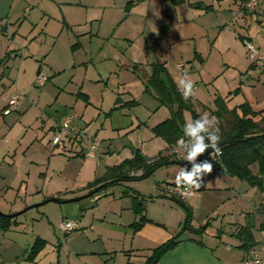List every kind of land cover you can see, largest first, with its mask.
<instances>
[{"label": "rangeland", "instance_id": "374dc122", "mask_svg": "<svg viewBox=\"0 0 264 264\" xmlns=\"http://www.w3.org/2000/svg\"><path fill=\"white\" fill-rule=\"evenodd\" d=\"M58 1L60 0H47L45 5L43 3L44 7H39L50 13V19L46 16L44 18L42 12L32 6L29 7L32 18L25 19L28 12L24 16L22 0H15L12 8L9 4L0 7V58L6 56V52L10 53V58L2 68L5 76L0 82V212L7 214L11 209H18L13 213L22 211L16 218L25 223H33V219L47 216L54 228L52 224L47 227V221H42L36 227L40 228L45 224L51 239H59L61 242L70 239L69 245L74 248L86 240V233L79 228V212L70 214V205L86 202L91 196L82 199L80 195L76 197L79 200L71 203L69 201L74 198H66L61 193L59 202L49 200L57 199L58 194L54 193L57 190H73L80 183H85L88 175L91 176L93 167L90 165L81 170L80 158L69 157L68 162L67 154L55 151L57 147L51 145L53 133L51 136L49 127L42 123L40 115L46 113L56 93L53 89L51 91V78L41 87L36 76L39 68L43 69V73H49L50 69L42 57L37 56L40 55L38 53L41 49H38L41 41L35 40V37L41 36L42 31L58 35L65 22L62 16L64 12L76 20L82 19L84 15L83 6L62 7ZM116 1V7L121 6L120 17L119 13L112 11V16L115 19L118 17L113 24V27H117V34L124 33L120 31L121 26L126 24L131 15L133 16L128 21L135 20L140 26L139 31L137 29V32H130L133 38H129V43H134L129 54L135 53L136 63L151 66L155 61L162 62L168 73L171 71L177 79L182 76L180 72L184 74L185 70L192 67L186 74L194 81L195 90L191 99L197 114L212 115L211 109L215 107L214 100L217 96L225 100L228 108L247 104L254 111L264 109V59L253 63L247 56L244 45V41L248 40L264 51V0L256 7L257 11L244 9L239 0ZM205 6H211V10H206ZM166 25L167 28L161 30ZM103 28L104 32L112 33L110 25ZM133 28L135 30V24ZM68 37L71 41V35ZM44 39L51 45L53 40L50 35H46ZM72 41L76 44L71 49H79L81 44L84 55L89 47L94 49L101 46L99 39L93 38L88 42L87 36L81 42L78 38ZM102 41L105 42L106 39L103 38ZM32 42L34 43L28 46ZM61 42L63 40L59 41V46ZM58 49L60 50L59 47ZM177 63L185 66L183 71L176 69ZM69 74L68 71L62 72L58 80L67 81ZM42 76L47 78L46 75ZM79 77L78 75L76 79H80ZM13 94H19V99L9 106V98ZM155 100L157 101L150 109L158 107L159 110L156 113L151 110L153 117L149 123L171 115L169 106L156 98ZM144 105L145 102L140 107L141 116L146 117ZM184 118L185 122L188 118L192 119L191 113L184 111ZM219 124L220 120L218 127ZM66 141L67 139L63 140ZM214 159H217L216 155ZM203 160L211 163L214 161L210 154L199 161ZM181 167L190 168L191 165L173 158L151 175L109 186L104 193L110 196L121 191L125 195L135 189V193L145 200L146 217L164 223L168 229L178 232L184 225L186 210L171 200L166 192L179 188L175 177ZM42 173L46 175L43 176ZM97 174L98 172L95 175ZM102 192L103 190L95 192V195ZM184 203L191 209L194 207L191 223L199 232L195 235L184 231L182 237H190V234L197 236L216 257L225 258L231 264H237L243 254L237 248L239 242L231 234L234 224L250 225L255 239L264 238V190L214 166L212 173L203 178L201 189L196 190ZM61 220L76 221V229L64 236L56 228ZM6 234L9 236V233ZM7 236L4 231L0 232V241ZM26 236L29 237L28 234ZM150 254L151 250L145 248L138 253L140 258H146ZM21 256L22 254L18 258L21 259Z\"/></svg>", "mask_w": 264, "mask_h": 264}, {"label": "crops", "instance_id": "0c3cea01", "mask_svg": "<svg viewBox=\"0 0 264 264\" xmlns=\"http://www.w3.org/2000/svg\"><path fill=\"white\" fill-rule=\"evenodd\" d=\"M14 1L0 0V7L9 4L12 8L15 5ZM46 1L22 0L24 16L28 12L25 19L32 18L30 6L41 11L44 18L46 16L50 19V13L45 9H39L44 7ZM58 4L62 7L81 5L84 7V15L82 19L76 20L71 19L64 12L62 16L65 22L63 21L64 25L58 35L42 31L41 36L35 37V40L41 41L39 42L41 47L38 49H41L38 53L40 55L37 56H41L50 69L49 73H43V69L39 68L36 76L42 74L47 77L41 87L51 78V91L53 89L56 93L46 113L40 115V120L44 125L47 124L52 136L55 124L61 123L68 115L74 117L76 135L63 137L55 151L67 154L68 162L69 157L80 158L81 170L90 165L93 169L91 176L87 174L85 183H80L73 190H57L54 193L58 194L59 201L61 193H64L66 198L74 199L80 195L82 199L91 196L86 202L80 201L70 205L69 211L70 214L79 212L81 217L79 228L86 233V240L73 248L69 245L70 239L63 242L59 239H51L47 227L48 224L53 226V223L47 216L35 218L33 223H25L14 217L15 223L4 231L5 236L6 233H9V236L0 241V264H143L145 258H140L139 250L143 248L151 250L173 236L175 229H168L164 223L150 218L153 223H147L135 232L131 224L137 217L132 210L129 193L124 195L120 193L121 191H116L109 196L103 191L89 195L90 189L87 186L103 175L107 167L132 158L136 150L149 158L166 150L167 143L162 138L156 137L151 128L171 115L149 123L153 117L152 113L150 114L151 110L156 113L159 108L150 109L157 100L153 94L145 90L144 82L151 73V66L136 63L135 53L129 54V50L134 45L133 41L129 43L133 38L130 32H137L136 30L139 31L140 28L135 20L128 21L133 15L121 26L120 31L124 33L119 35L115 31L117 27H113L118 17L115 19L112 16L114 14L112 11H116L119 17L121 16V6L116 7L118 5L116 0H60ZM109 25L112 33L104 32L103 27L108 28ZM48 34L53 40L51 45L44 39L46 35L49 36ZM68 35H71L72 40L78 38L79 41L87 36L88 42L97 38L101 41V46L94 49L89 47L84 55L81 44L79 49L77 47L71 49L76 43H72ZM103 38L106 39L105 42L102 41ZM60 40H63L61 46L58 45ZM190 69L185 70L184 74ZM66 71L70 73V78L67 81H59L60 74ZM169 73L177 82V76L172 75L171 71ZM180 74L184 75L181 72ZM78 75L80 79H76ZM128 102L132 103L124 105ZM144 102L146 117L141 116L140 107ZM64 139L67 141L63 142ZM94 140H97L99 145L94 154H89V146ZM96 172L98 174L100 172V175H95ZM172 191L166 193L170 195ZM192 209L194 210V207ZM15 211L18 209H11L7 214ZM178 216L180 217V213ZM42 221H47V227L43 224L37 228L36 226ZM56 228L60 230L58 224ZM60 231L64 236L67 235ZM27 234L29 237L26 236ZM188 236L190 237L183 238L174 249L164 254L156 264H231L225 258L216 257L205 244H200L198 241L201 240L197 236L191 234ZM36 238L44 240L45 245L34 260L30 261L27 259L28 250ZM261 238L256 239L257 242ZM23 246L26 247L21 250ZM21 254L20 259L18 256Z\"/></svg>", "mask_w": 264, "mask_h": 264}, {"label": "trees", "instance_id": "16d2710c", "mask_svg": "<svg viewBox=\"0 0 264 264\" xmlns=\"http://www.w3.org/2000/svg\"><path fill=\"white\" fill-rule=\"evenodd\" d=\"M239 1L244 8V3L247 0ZM205 9L211 10V6H205ZM166 28L167 25L162 27L161 30ZM8 57L9 53L0 58V82L5 76V71L2 68ZM144 84L147 92L153 94L162 104L171 108V116L151 128L153 134L162 138L168 147L152 158L146 157L136 150L132 158L118 165L107 167L103 175L88 184L87 187L92 194L95 193V190L96 192L104 191L107 187L124 181L145 178L158 167L168 164L173 158L180 161L171 153V149L177 145L178 140L184 138V111L190 112L193 120L199 116L194 110L193 101L191 98L187 101L183 99L178 86L162 62L155 61L151 64V73ZM131 103L128 102L124 105H130ZM214 104L215 107L211 109V113L220 120L218 129L221 148V154L212 162L214 168L264 190V109L254 111L247 104L228 108L221 96L215 98ZM129 194L132 210L137 217L131 227L137 232L145 224L153 222L146 217L144 198L139 197L140 195L135 193L134 190H130ZM169 198L186 210L184 225L180 231L168 240L152 248L151 254L145 258L143 264H156L164 254L174 249L183 240L182 233L184 231L195 235L199 232V229L192 227V209L184 203L185 200L180 199L174 193L170 194ZM14 223V218L0 215L1 231L9 229ZM234 226V231L231 234L239 242L237 248L243 251L242 258L249 255L258 242L250 225L234 224ZM198 242L203 244L201 241ZM44 245V240L36 238L28 250L27 259L33 261Z\"/></svg>", "mask_w": 264, "mask_h": 264}, {"label": "clouds", "instance_id": "9594fccd", "mask_svg": "<svg viewBox=\"0 0 264 264\" xmlns=\"http://www.w3.org/2000/svg\"><path fill=\"white\" fill-rule=\"evenodd\" d=\"M177 85L184 100L194 95V81L187 74L177 79ZM184 138L177 141L178 148L183 150L184 160L191 167H181L175 177L178 187L186 190H199L203 186V178L212 173L213 163L209 160L198 162V158L211 150V158L221 154L218 120L210 113H203L196 119L188 118L183 127Z\"/></svg>", "mask_w": 264, "mask_h": 264}, {"label": "built area", "instance_id": "2783aa9c", "mask_svg": "<svg viewBox=\"0 0 264 264\" xmlns=\"http://www.w3.org/2000/svg\"><path fill=\"white\" fill-rule=\"evenodd\" d=\"M261 1L262 0H247L244 3V8L248 11H252L256 9V7L259 5ZM244 45L247 49V56L253 63L264 59V51L253 46L248 40L244 41ZM175 67L178 71L184 70L183 64L177 63ZM37 81L39 86H41L43 85L45 78L42 75H39L37 77ZM18 99H19V94L11 95L9 98L8 105L9 106L14 105ZM5 113H7V111H5ZM73 121L74 119L72 115H68L63 119L61 123L55 124L53 136L50 140V143L53 147H57L62 141L63 137H72L76 135L77 132L73 125ZM98 145L99 142L97 140H94L89 146V154H94ZM171 153L178 160L187 163V161L184 160L185 153L183 150L178 148V144L171 149ZM219 155L216 156L218 157ZM216 171L218 172L219 170ZM195 191L196 190H186L183 187H179L177 189H174L172 192L180 199L186 200L189 196L193 195ZM58 227L66 234H69L71 231H73L76 228V222L71 220H65L60 222L58 224ZM238 264H264V238L258 241L257 246L250 252L249 255L243 256L238 261Z\"/></svg>", "mask_w": 264, "mask_h": 264}, {"label": "water", "instance_id": "95a60500", "mask_svg": "<svg viewBox=\"0 0 264 264\" xmlns=\"http://www.w3.org/2000/svg\"><path fill=\"white\" fill-rule=\"evenodd\" d=\"M5 30V28H3L2 29V31H4ZM211 153V150H209L208 152H206L205 154H203L202 156H200L199 158H198V161L199 160H201L204 156H206V155H209ZM95 192H96V190H95ZM92 193H90L89 195H91ZM81 199V198H80ZM76 200H79V199H73V200H71V201H76ZM49 201H52V202H59V200L58 199H50ZM22 211H19V212H17V213H12V214H3V213H1L0 212V215H4V216H6V217H8V218H14V217H17L20 213H21Z\"/></svg>", "mask_w": 264, "mask_h": 264}]
</instances>
